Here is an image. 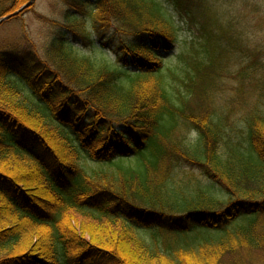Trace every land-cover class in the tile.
<instances>
[{"label":"trees","instance_id":"1","mask_svg":"<svg viewBox=\"0 0 264 264\" xmlns=\"http://www.w3.org/2000/svg\"><path fill=\"white\" fill-rule=\"evenodd\" d=\"M27 1L0 0V18ZM62 2L63 21L42 17L45 60L0 42V264L264 260V65L255 99L219 103L214 39L183 78L164 67L177 27L162 0Z\"/></svg>","mask_w":264,"mask_h":264},{"label":"rangeland","instance_id":"2","mask_svg":"<svg viewBox=\"0 0 264 264\" xmlns=\"http://www.w3.org/2000/svg\"><path fill=\"white\" fill-rule=\"evenodd\" d=\"M162 1L166 5V12L177 27L173 49L164 57V67L183 78L185 72L189 70L190 55L195 54L196 51L199 55H203L205 40L214 39L217 46L222 47L219 51L221 67L214 82L217 84L215 97L220 101L219 103L225 99H232L235 102L241 101L244 97L248 98V101L252 99L251 97L255 99L260 70L264 65V0H203L204 7H209L207 14H203L202 3L190 5L188 10L180 12L165 0ZM62 3V0H36L19 18L0 23V42L9 40L11 47L15 46V50L18 48L20 57L45 60L41 47L51 38L56 25L50 24L42 17L63 21L65 6ZM24 34L30 42L23 46L20 39ZM111 34L105 33L103 37H106L110 44L99 52V55L107 60L115 59L114 49L117 40L116 36L109 40ZM230 36L238 37L239 41L242 39L244 43L242 46L255 47L253 60L257 61L248 64L252 52L243 54L237 48L238 43H227ZM80 50L88 52L89 49L82 46ZM216 57L215 61L218 63V56ZM241 83L243 96L240 98L236 90ZM234 112V115L239 114L236 109ZM184 132L195 134V130L187 126ZM173 173L178 176H201L197 168L182 162L177 164ZM137 232L139 236L149 240L148 234L140 230ZM262 254L258 253L254 256L256 264H264V260L261 259Z\"/></svg>","mask_w":264,"mask_h":264},{"label":"water","instance_id":"3","mask_svg":"<svg viewBox=\"0 0 264 264\" xmlns=\"http://www.w3.org/2000/svg\"><path fill=\"white\" fill-rule=\"evenodd\" d=\"M36 0H28L25 4H23L22 6H20L17 10H15L14 12L5 15L3 17L0 18V23L10 19L11 17H14L20 13H22L26 8H28L30 5H32Z\"/></svg>","mask_w":264,"mask_h":264}]
</instances>
